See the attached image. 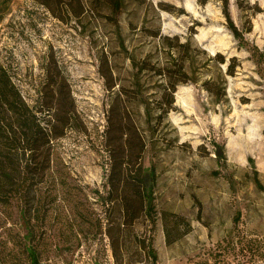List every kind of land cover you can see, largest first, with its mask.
<instances>
[{
  "label": "rangeland",
  "instance_id": "rangeland-1",
  "mask_svg": "<svg viewBox=\"0 0 264 264\" xmlns=\"http://www.w3.org/2000/svg\"><path fill=\"white\" fill-rule=\"evenodd\" d=\"M229 1L245 46L229 30L221 0H124L117 14L108 0H80L82 14L76 2L63 20L34 0H0V66L23 102L38 110L48 81L64 80L74 111L54 142L38 217L24 218L21 200L0 204V264H33L24 248L29 231L38 264H264V59L253 55L255 47L264 54V0H240L257 4V14ZM157 32L191 38L197 50L187 63L197 82L178 86L160 124L165 81L140 69L169 59L162 40L151 36ZM217 53L238 58L235 76L209 61ZM211 77L227 82L221 103L202 86ZM113 103L128 108L134 141L146 140L142 163L155 172L157 209L155 223L141 218L116 233L117 251L108 226L121 219L107 201ZM10 136L20 137L19 129ZM15 167L7 172L20 181ZM166 222L174 237L182 234L171 245ZM149 244L156 262L143 247Z\"/></svg>",
  "mask_w": 264,
  "mask_h": 264
},
{
  "label": "trees",
  "instance_id": "trees-1",
  "mask_svg": "<svg viewBox=\"0 0 264 264\" xmlns=\"http://www.w3.org/2000/svg\"><path fill=\"white\" fill-rule=\"evenodd\" d=\"M46 7L52 14L64 19L65 13H73L74 4L80 0H34ZM117 14L121 11L124 0H108ZM202 6L207 5L209 0H197ZM223 3V14L227 21V26L234 37L239 41L240 46L247 45L244 32L234 23L230 12V1L221 0ZM238 0V6L243 11H251L254 14L262 10L257 4H248ZM83 7L79 14H82ZM2 15L0 13V21ZM251 24V22H250ZM252 31V25L248 32ZM162 40V45L166 49L169 59L162 66H141V70L154 71L165 81L163 93L160 101V115L158 123H162L163 117L167 116L174 107L175 94L180 84H187L191 78L187 70V63L195 59V48L192 46L191 38L185 42L179 36H163L160 33L152 34ZM253 55L260 63L264 54L255 47ZM216 65L226 66L225 76H235L240 62L236 56L227 59L221 53L215 54L209 59ZM152 67V68H151ZM105 76V74H104ZM48 86L51 88L43 93V101L38 110L23 102L18 89L12 84L6 70L0 66V204L3 207H11L16 199L23 202V217H38L42 210L41 189L49 180L53 170L54 142L63 137L69 128L74 117V111L70 109V98L68 92L64 91V80L52 82ZM204 89L221 103L227 96V82L223 78L211 77L202 83ZM110 89L115 87L109 85ZM126 94L123 88L119 91V96ZM128 108L121 106L118 110L115 103L110 107L108 116V131L106 138V149L110 157V169L107 178V201L113 206L111 210L117 213L111 218L112 223L108 226V234L113 238L112 246L114 251L119 249V242H114L116 233H120L122 228L132 227L141 218H145L155 223L157 209L155 204V172L154 169H147L143 166L142 158L147 149L146 140L138 138L134 141L133 132L136 127H132L129 122ZM148 114L150 111L148 110ZM43 115L46 120L42 124L40 117ZM151 115V114H150ZM15 118V122L12 120ZM42 118V117H41ZM14 127L19 129L20 137L12 138L10 130ZM125 138V139H124ZM16 166L19 174H23L22 180L15 181L14 174L8 173L10 167ZM15 167V168H16ZM16 173V171H13ZM259 184V180L256 181ZM4 186H13L9 191L3 190ZM165 237L168 245L173 244L182 237V234L173 236L169 224H165ZM32 232L29 231L25 239L30 240V245H24L28 256L33 264L39 263L38 251L33 246ZM17 242L14 241V244ZM8 243L6 244V246ZM148 250V255L157 259L155 249L152 244L144 245Z\"/></svg>",
  "mask_w": 264,
  "mask_h": 264
},
{
  "label": "water",
  "instance_id": "water-1",
  "mask_svg": "<svg viewBox=\"0 0 264 264\" xmlns=\"http://www.w3.org/2000/svg\"><path fill=\"white\" fill-rule=\"evenodd\" d=\"M221 154V152H218V155H220Z\"/></svg>",
  "mask_w": 264,
  "mask_h": 264
}]
</instances>
